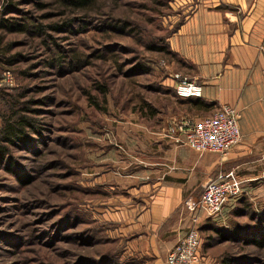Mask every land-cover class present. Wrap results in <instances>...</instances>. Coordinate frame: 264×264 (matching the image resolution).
<instances>
[{
	"label": "rangeland",
	"instance_id": "374dc122",
	"mask_svg": "<svg viewBox=\"0 0 264 264\" xmlns=\"http://www.w3.org/2000/svg\"><path fill=\"white\" fill-rule=\"evenodd\" d=\"M174 1L95 0L76 9L62 0H0V124L21 95L36 119L27 145L8 146L16 176L0 164V264H98L106 248L118 250L114 264H150L124 252L116 223L96 210L90 182L121 158L126 132L144 124L138 106L143 97L153 100L160 55L149 46L177 25L182 14L174 12L196 4ZM138 63L149 71L131 69ZM249 195L250 207L246 200L234 207L245 214L219 225L223 233L216 222L200 232L209 257L203 264H264V246L245 244L226 228L264 220V188Z\"/></svg>",
	"mask_w": 264,
	"mask_h": 264
},
{
	"label": "crops",
	"instance_id": "0c3cea01",
	"mask_svg": "<svg viewBox=\"0 0 264 264\" xmlns=\"http://www.w3.org/2000/svg\"><path fill=\"white\" fill-rule=\"evenodd\" d=\"M174 13L182 17L166 37L172 54H161L165 65L154 67V111L141 115L144 124L119 146L121 158L90 182L96 210L116 223L124 252L150 264H165L191 225L184 200L197 199L209 178L234 172L245 198L264 188V0H196ZM174 71L200 83L201 95H177ZM222 104L235 107L241 136L226 152L199 154L167 134L168 119H198ZM237 201L225 206L219 224Z\"/></svg>",
	"mask_w": 264,
	"mask_h": 264
},
{
	"label": "built area",
	"instance_id": "2783aa9c",
	"mask_svg": "<svg viewBox=\"0 0 264 264\" xmlns=\"http://www.w3.org/2000/svg\"><path fill=\"white\" fill-rule=\"evenodd\" d=\"M183 1V0H182ZM175 0L176 7L183 4ZM195 7V5H194ZM192 7L191 9H193ZM159 64L165 65L163 59ZM175 80V92L182 97L200 96V83L172 72ZM6 76H10L7 71ZM167 134L173 136L176 142L187 145L199 154L205 152L224 153L240 140L237 112L234 106L222 104L211 113L198 119L167 120ZM243 193L242 181L232 172H219L209 178L201 187L197 199H186L183 202L188 211L191 225L172 248L167 252L165 264H200L202 261V237L199 227V214L203 217H216L222 214L226 202Z\"/></svg>",
	"mask_w": 264,
	"mask_h": 264
},
{
	"label": "trees",
	"instance_id": "16d2710c",
	"mask_svg": "<svg viewBox=\"0 0 264 264\" xmlns=\"http://www.w3.org/2000/svg\"><path fill=\"white\" fill-rule=\"evenodd\" d=\"M62 1L65 2L67 5L72 6L76 9H86L95 0H62ZM124 25H125V23H124ZM176 26L173 29H171L170 31H168L167 35L169 33H171L176 28ZM167 35L163 38L164 40H163L162 44H158L157 46L151 45V46H149V48L153 49L155 51H158L160 53V55L164 54V53L171 55L172 53L169 50L168 44L166 42ZM159 59L160 58L157 59L158 64L160 61ZM4 61L8 62L9 59L4 60ZM141 65L142 64L138 63L136 66L135 65L132 66L131 69L135 70L137 67L139 68V66H140L141 68L138 69L140 72L149 71L147 66H141ZM159 65H161V64H159ZM99 88L105 96L106 89H107V88H105V85L101 84V85H99ZM24 97H25L24 95H21L20 98L18 97V100L13 101L14 103L10 105V114L7 116H3V118H2L3 122L0 124V164L7 171H9L10 173H13L14 175L16 174V170H15V168H13V166H14V154L11 153L8 146L16 144V143L20 144L21 146L27 145L28 138H29L28 127H34L35 121H36V119L34 117H30L27 115L30 99H25ZM20 99H24V100L21 101ZM19 105H22V107H18ZM204 106H206V104ZM207 106H208V108H211L213 105L208 104ZM138 108L140 110L144 111L145 113H147L149 111L150 114H152V112L154 111V107L152 105V102L148 101L146 99V97H143V100H141L139 102ZM147 109H148V111H147ZM34 111H36V110H34ZM17 176H18V178H20V180H22L21 176H19L18 174H17ZM241 194L230 198L229 201L231 199H234V198H235V200L238 199L239 203L242 202L243 200H246L245 196L241 195ZM244 203H245L244 205H246L248 207H250V205H251L247 200ZM235 205L230 209H233L235 207ZM223 212H224V208H223L222 214L220 216L206 217L204 224L202 226L199 225V227H198L199 231L201 232L202 230H204L206 228L207 229L211 228L213 226L214 222H216V225H217L216 228H218L220 230L222 227L219 225H222V224H219V223H221L222 219H224L223 218L224 217ZM244 212H245V210H243L241 208V206H237L236 208L231 210L232 214L229 212V209H228V213L226 212V215L229 214L230 216H232V215L233 216H239V215L245 214ZM250 218L252 220H254V216H251ZM262 221H264V220H257L256 224H252L250 226H247L248 224H246V223H242V222L237 221V222L233 223L231 226H227L226 228L229 229V231L232 233L231 235L234 236V238H237V239L241 238V240L245 241V244H251V245H254L258 248H262L264 246V223H262ZM222 229H224V228H222ZM220 233H223V231L220 230ZM231 235H229V236L232 237ZM90 239H92L93 242L97 240V239L94 240V237H90ZM90 239H88V241H86L84 244H91L92 242L90 241ZM226 239H228V238H226ZM201 254H202V258H203L202 242H201ZM100 256L101 257L95 259L97 261L93 260V262L94 263L97 262L98 264H114V261L110 262V260H116V259L119 260L118 250L114 249V248H106L103 251V254H101ZM89 259H94V258H89ZM127 260H136V259L134 257H130ZM127 263L128 262H125V263L120 262V264H127ZM133 263H135V262L130 261V264H133ZM202 263H203V260L201 261L200 264H202ZM222 264H249V263L245 262V261H236V260H230L229 259V260H223Z\"/></svg>",
	"mask_w": 264,
	"mask_h": 264
}]
</instances>
